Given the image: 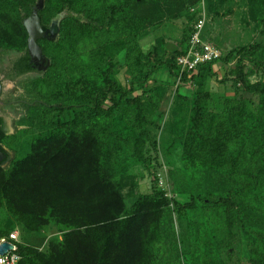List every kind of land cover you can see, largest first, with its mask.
<instances>
[{
    "label": "trees",
    "instance_id": "16d2710c",
    "mask_svg": "<svg viewBox=\"0 0 264 264\" xmlns=\"http://www.w3.org/2000/svg\"><path fill=\"white\" fill-rule=\"evenodd\" d=\"M38 1L0 0L1 61L21 55L12 79L34 71L23 21ZM191 1L44 0V30L66 14L56 41H38L51 66L28 81L29 100L18 120L23 125L33 116L41 132L25 157L0 166V202L31 232L51 223L64 230L49 254L14 242L19 264H214L223 253L232 259L243 251L249 264H264V80L252 83L247 71V62H254L264 72L261 43L220 59L237 61L234 86L259 98L257 111L213 106L203 81L220 60L184 75L177 96L189 101L190 111L172 144L181 151L184 181L174 178L171 197L158 177L155 190L130 207L123 195L130 164L148 165V148L156 147L148 115L154 76L168 72L178 79L177 59L188 50L193 28L176 44L160 38L148 53L139 41ZM255 2L264 6V0ZM123 51L129 86L117 79L115 54ZM194 81L199 87L188 99L182 91ZM3 125L0 117V147L10 139ZM181 194L189 201L181 203ZM176 218L186 226L183 234ZM4 235L0 229V240Z\"/></svg>",
    "mask_w": 264,
    "mask_h": 264
},
{
    "label": "rangeland",
    "instance_id": "374dc122",
    "mask_svg": "<svg viewBox=\"0 0 264 264\" xmlns=\"http://www.w3.org/2000/svg\"><path fill=\"white\" fill-rule=\"evenodd\" d=\"M65 14L62 13L56 18H63ZM202 16L206 19L204 29L206 40L215 44L223 53V57L239 46L258 43L264 45L263 5L255 2V0H247L244 3L227 0L223 5L217 4V0H192L184 6V9H181V13L177 18L163 19L150 27L147 34L143 35L139 41L140 49L142 52L148 53L158 44L160 38L168 39L174 44L180 42L185 30L194 28L198 20L203 18ZM9 56V60L14 62L21 55L11 54ZM7 57L4 61H7ZM124 57L125 51L115 54V62L118 66L117 79L122 85L129 86L132 74L124 65ZM1 60L2 58H0V62L3 63ZM236 62H227L224 59L217 62L213 66L212 75H208L203 81L205 89L212 93L213 106L219 110L224 109L227 105L242 104L247 106L251 112H256L259 106V98L247 93L240 85L234 86L235 80L232 72L236 67ZM247 71L250 72L252 83L264 80V72L257 69L254 62H247ZM40 74L42 73L19 79V83L15 87H13V84L8 83L11 88L8 91L9 95L16 94L20 99L29 100L26 97L28 81ZM154 79L156 80V87L153 86L149 89L151 90L149 96L154 98L155 101L153 100V103L148 107V115L153 122L152 134L156 147H149L146 153L150 166L149 164L144 165L140 162H134L130 164L127 174L122 179V191L129 207L140 195L150 194L155 190L154 186H156L158 177L159 180L161 179L164 182L165 190L171 197L175 195L174 178L179 182L184 181L185 173L181 169V151L172 144L182 130L181 120L189 115V101L179 100L177 96L179 84L177 79L168 72H160L154 76ZM198 87L199 83L194 81L182 92L188 99H191ZM141 93L142 91H138L136 94ZM145 100L147 101L148 98L145 97ZM161 113H163V119L160 116ZM32 117L24 121L23 125H20L18 122L14 124L10 119L11 117L5 113L8 125L7 127L3 125V128L10 139L7 145L3 144V147L12 160L25 157L30 151L34 135L41 132L37 122L32 120ZM173 170H176L175 177L171 175ZM177 198L181 203L189 201V195L187 194L178 195ZM184 227L176 218V229L179 235L183 234ZM0 229L5 234L3 237L7 238L11 234L17 233L19 235L18 244L34 247L47 254L50 253L49 245L52 241L62 240L64 230L62 226L51 223L40 228L37 232H31L27 229L22 218L14 214L5 201L0 202ZM222 258L224 260H218L214 264H249L244 251L242 254L236 252L232 259L223 253Z\"/></svg>",
    "mask_w": 264,
    "mask_h": 264
},
{
    "label": "built area",
    "instance_id": "2783aa9c",
    "mask_svg": "<svg viewBox=\"0 0 264 264\" xmlns=\"http://www.w3.org/2000/svg\"><path fill=\"white\" fill-rule=\"evenodd\" d=\"M239 2L244 0H237ZM200 18L195 24L191 38L189 40L188 50L186 53L177 59L179 67V74L177 83L179 84L184 75L191 76L196 73L198 68L207 63L219 61L223 57L221 50L212 42H209L204 37V29L206 26V19L204 16ZM160 186L165 190L164 182L160 179ZM170 196V194L168 193ZM19 235L17 233L10 235V241L1 239L0 244L10 242L14 245V249L9 251L6 255L0 256V264H19L21 257L17 254V246Z\"/></svg>",
    "mask_w": 264,
    "mask_h": 264
},
{
    "label": "water",
    "instance_id": "95a60500",
    "mask_svg": "<svg viewBox=\"0 0 264 264\" xmlns=\"http://www.w3.org/2000/svg\"><path fill=\"white\" fill-rule=\"evenodd\" d=\"M44 8V0H39L33 8L29 17L24 19L23 25L28 33V54L30 63L34 69L45 73L51 66V60L44 54L43 49L38 44V41L46 39L56 41L60 34V23L62 18H56L50 28L44 30L39 16L40 11ZM14 249V245L10 242L0 244V256L6 255Z\"/></svg>",
    "mask_w": 264,
    "mask_h": 264
},
{
    "label": "flooded vegetation",
    "instance_id": "af4514ba",
    "mask_svg": "<svg viewBox=\"0 0 264 264\" xmlns=\"http://www.w3.org/2000/svg\"><path fill=\"white\" fill-rule=\"evenodd\" d=\"M20 58L21 56L14 62H12V60H9L10 56H8L7 61H4L3 63L0 62V64H2L1 65L2 68L0 71V104H1L0 117L3 118L4 127H7L8 125L5 119V113L7 116L11 117L10 119L12 120V122L16 124L18 120L20 119L21 114L25 112L23 108V103H25V99H20L19 96L16 94H13L10 96L9 95L10 93L8 91L11 88L8 86V83L13 84V87H15V85L19 83L18 81L19 79L26 78L27 76L32 75V74L42 73V72L35 70L33 65L30 63L31 66L33 67V70H34L33 72L18 76L16 79H12L10 75L15 74V70H16L15 68H17L15 67V64L19 61ZM11 163H12V158L10 157L8 152L5 150V148L1 146L0 147V166L2 168H8Z\"/></svg>",
    "mask_w": 264,
    "mask_h": 264
},
{
    "label": "crops",
    "instance_id": "0c3cea01",
    "mask_svg": "<svg viewBox=\"0 0 264 264\" xmlns=\"http://www.w3.org/2000/svg\"><path fill=\"white\" fill-rule=\"evenodd\" d=\"M165 29H166V28H165ZM203 34H204L205 39H207V38H206V32H203ZM167 42L173 43V42L169 41L168 39H167Z\"/></svg>",
    "mask_w": 264,
    "mask_h": 264
}]
</instances>
